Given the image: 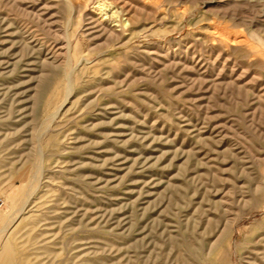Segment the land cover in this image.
I'll list each match as a JSON object with an SVG mask.
<instances>
[{"label": "rangeland", "instance_id": "rangeland-1", "mask_svg": "<svg viewBox=\"0 0 264 264\" xmlns=\"http://www.w3.org/2000/svg\"><path fill=\"white\" fill-rule=\"evenodd\" d=\"M0 197L8 264H264V0H0Z\"/></svg>", "mask_w": 264, "mask_h": 264}, {"label": "bare ground", "instance_id": "bare-ground-1", "mask_svg": "<svg viewBox=\"0 0 264 264\" xmlns=\"http://www.w3.org/2000/svg\"><path fill=\"white\" fill-rule=\"evenodd\" d=\"M105 1V0H104ZM102 5H104L105 6V3H102ZM104 9V8H103ZM124 25H127V24H124ZM211 25V24H210ZM129 27V26H128ZM235 41V40H234ZM261 210L262 209H264V205L260 208ZM36 222V221H35ZM15 223V222H14ZM10 230V229H9ZM12 230V229H11ZM35 230V229H34ZM4 231V230H3ZM233 233V232H232ZM232 233H230V234H232ZM233 235V234H232ZM234 236V235H233ZM9 239V238H8ZM232 239V238H231ZM230 239V240H231ZM4 241H5V239H4ZM6 242H8V241H6ZM3 243H5V242H3ZM9 243V242H8ZM10 244V243H9ZM9 244H7V243H5L3 246H1L2 248H1V250H0V264H8L9 263V261L11 262L12 260H11V258H10V255H9V258H10V260L9 261H7V255L8 254H10V253H12V252H10L11 250H10V246H9ZM13 248V247H12ZM232 248V243H230V245H229V247H228V249H229V253H230V249ZM12 255V254H11ZM13 256H14V254H13ZM13 259H14V257H13ZM13 262V261H12ZM10 264H13V263H10Z\"/></svg>", "mask_w": 264, "mask_h": 264}, {"label": "built area", "instance_id": "built-area-1", "mask_svg": "<svg viewBox=\"0 0 264 264\" xmlns=\"http://www.w3.org/2000/svg\"><path fill=\"white\" fill-rule=\"evenodd\" d=\"M2 201H3V200H2V198L0 197V204H2Z\"/></svg>", "mask_w": 264, "mask_h": 264}]
</instances>
